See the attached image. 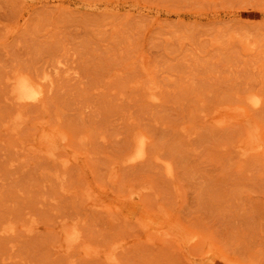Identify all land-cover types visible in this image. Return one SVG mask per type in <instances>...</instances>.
<instances>
[{"label": "rangeland", "instance_id": "1", "mask_svg": "<svg viewBox=\"0 0 264 264\" xmlns=\"http://www.w3.org/2000/svg\"><path fill=\"white\" fill-rule=\"evenodd\" d=\"M0 264H264V0H0Z\"/></svg>", "mask_w": 264, "mask_h": 264}, {"label": "bare ground", "instance_id": "2", "mask_svg": "<svg viewBox=\"0 0 264 264\" xmlns=\"http://www.w3.org/2000/svg\"><path fill=\"white\" fill-rule=\"evenodd\" d=\"M32 77L30 75H26L23 73L15 74L13 77H9L10 85H11V93H12L13 97H15V99H17L20 103H29V102H33V101H40V100H42V98L44 96V90L42 89L43 85L41 86L40 83ZM251 101L253 104H258V102H259V100L257 98H254V97L253 98L251 97ZM256 134L257 133L254 129L250 130L248 137H247V141L249 142V145L247 144L244 147V153H246L250 149H255V148L257 149L258 147H262L261 143L253 144L258 140V137ZM46 136L45 137L48 138L47 139V151L54 154V152H55L54 150H56L57 148L60 147V145L62 143L61 140H65L64 136L58 135L55 131L47 132ZM145 142L146 141H145L144 137L143 138L140 137L136 142L137 143L136 147L133 148L134 150H132L130 153H128L125 156L126 157L125 160L130 161L132 163V162L138 161L139 159H143V157H145V155H146V143ZM169 171H171L170 166H169ZM10 228H9L10 230H13L12 227H10ZM63 228L65 231V234L63 236L64 246H66L67 248H70L74 245L73 244L74 242L76 243V241L79 240L80 237L78 235V232H76L77 230H75L74 228L68 229V227H66V224ZM7 230H8V228H7ZM111 259L113 260V258H111Z\"/></svg>", "mask_w": 264, "mask_h": 264}]
</instances>
